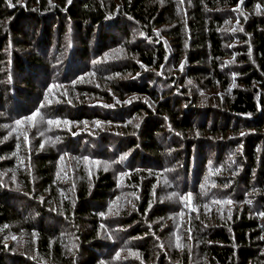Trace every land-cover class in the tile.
<instances>
[{"label":"trees","instance_id":"1","mask_svg":"<svg viewBox=\"0 0 264 264\" xmlns=\"http://www.w3.org/2000/svg\"><path fill=\"white\" fill-rule=\"evenodd\" d=\"M0 118L36 138L0 128V264H264V0H0Z\"/></svg>","mask_w":264,"mask_h":264},{"label":"rangeland","instance_id":"2","mask_svg":"<svg viewBox=\"0 0 264 264\" xmlns=\"http://www.w3.org/2000/svg\"><path fill=\"white\" fill-rule=\"evenodd\" d=\"M19 1V3L20 4H22V5H24V3L27 1V0H23V2H22V0H18ZM53 1H51V3H52ZM237 10V12L235 13V14H233V16H234V18H236V17H240V15H242V16H246L245 14H246V12H245V10L243 9V8H239V9H236ZM239 22H240V20H236V21H229V23H228V25L227 26H225V32L227 33V35L229 36V37H234V36H237V34H239L240 32H242V27L241 26H239ZM70 35V34H69ZM161 35H163V34H161ZM163 38V40L166 42V44L168 43V39H167V37H165V36H163L162 37ZM67 40V39H66ZM65 40V41H66ZM64 41V42H65ZM235 42L237 43V44H242V42L238 39V40H235ZM235 44V43H234ZM170 45V44H169ZM50 54L52 55L53 54V52H50ZM126 54V51H118L117 49H113V50H110V51H108L105 55H103V58H104V60H108V59H111V60H119L121 57H123V55H125ZM53 56V55H52ZM97 59L98 58H96V59H93L92 61H91V63H94V62H96L97 61ZM110 60V61H111ZM93 80H87V79H80V81H79V83H84L83 85L85 86L86 84H88V83H90V82H92ZM194 85H195V90H197L199 93H201V92H203V91H205V90H208V88H202V89H200L199 87V85L197 84V82H195L194 83ZM37 88H39L40 90H41V88H42V86L41 85H39V84H37ZM60 89L61 88H58V86L57 85H53V84H50L48 87H46V88H44L43 89V95H45V98H44V100L43 101H41V103L40 104H38V106L39 107H41V106H44V105H46V104H50V103H57L58 102V99L55 97V95L57 96L58 94H59V91H60ZM57 90H58V92H57ZM203 90V91H202ZM208 96H213V93L212 92H209L208 91ZM58 97V96H57ZM214 97V96H213ZM128 100H130L131 101V98H129ZM135 100H137V98H135ZM130 101H128V102H130ZM133 102V101H132ZM100 106H104V107H109L110 106V104H107V103H103L101 100H98V102H97ZM131 103V102H130ZM117 104H120V103H117ZM212 105H216V106H218V105H220L219 103H215L213 100H212V103H211ZM41 112H42V109L40 108L38 111H37V113H39V116L42 118V116H44L45 114H47V113H43V115L41 116ZM36 113V114H37ZM44 119L42 118V121H43ZM2 121H4V120H1V118H0V128H1V126L4 128V129H6V131H7V133L8 134H12V133H15L16 135H14L15 136V138H17V137H20L21 139H28L29 140V142L31 143V144H33L34 143V140L36 139V138H33L32 136H30V138H28V135H31V132L33 131L32 130V128H31V125H28V121H20V123L18 124V123H16L14 126H12L8 121H6V122H3L2 123ZM48 121V120H47ZM34 122H36V123H38L37 121H35L34 120ZM48 125V128L49 129H47V134H48V136L51 134V131H53L54 129H58V128H63L64 129V127L67 125L65 122H63V121H56V123H52V125H50V124H47ZM100 125V123H98V126ZM16 129H18L17 131H16ZM67 129H68V127H67ZM21 132H22V134H21ZM40 134H42V131H40L39 132ZM28 134V135H27ZM9 136V135H8ZM62 138V137H61ZM47 141L49 142V143H54V142H56L57 140H53L51 137H49L48 139H47ZM113 143V145H114V142H112ZM111 144V143H110ZM166 144H168V141L166 142ZM33 147V146H32ZM82 149H86V150H88V151H90V152H92V151H94V145H92V144H90V143H83V146L81 147ZM107 148H109V150L110 151H115V152H117L116 150H114V148L113 147H111L110 148V146L109 147H107ZM127 154H130V153H127ZM122 161L124 160L123 158L121 159ZM65 161H67V160H65ZM96 168H107V169H110V168H113L114 170H115V167H117L116 165H115V161L114 160H109V161H99V160H97V162L95 163V165H94ZM119 169V168H118ZM116 171V170H115ZM115 177H116V179L119 181V183H122L124 180H125V178H126V175L124 174V173H122L121 171H120V169H119V171H117V173L115 174ZM9 181H11V180H9ZM15 182H16V180H15ZM14 183V182H13ZM178 183H179V185L181 186V185H183L184 184V182H182L181 181V179L180 180H178ZM189 183V182H188ZM201 190L203 191V192H207V191H211V193H214V194H216V190H220V188L218 187V185L215 187V185L212 183V182H210V179H209V174L208 173H206V174H204L203 176H202V178H201ZM36 192V191H35ZM130 196H131V194H129ZM233 197H234V194L232 193L231 194ZM236 196V195H235ZM187 198H188V196H187ZM169 199L170 200H173L172 199V197H169ZM212 198L211 197H209V198H207V199H204V200H206L207 202L208 201H210ZM171 204L173 203V202H170ZM180 204H181V201H180ZM225 205V207L226 208H228L229 210H237V207H236V202H234V201H231L230 203L227 201L226 203H224ZM228 205V206H227ZM237 206H239V205H237ZM215 207L216 208H218L217 207V204H216V201H215ZM220 208V207H219ZM223 208V207H222ZM221 208V209H222ZM192 209V208H191ZM170 219L169 220H171L172 221V224H173V227L174 226H176L177 225V221L176 220H173L172 219V217H169ZM179 222H182V221H179ZM160 224H162V222H159ZM169 222H167L166 224H168ZM182 223H184V222H182ZM165 226V225H164ZM67 231H69V232H71V234L73 235V236H75V239H76V233L75 232H72V229H71V231L69 230V229H66V230H64L63 232L64 233H67ZM106 231H108V229H106ZM109 232V231H108ZM24 234V233H23ZM110 234V233H109ZM31 234H24L23 236H21V235H15V236H13V237H11V239H10V242L8 243V246H10L13 250H15V252H17V253H21V254H24V252H27V251H29V252H32V243H31V247H30V249H28V247H26L27 246V244L28 243H30V238L28 239L27 238V236H30ZM104 236H106V235H103V239H105V237ZM116 236H119V237H121V238H119V240L117 241V238H115V240H116V242H118V243H122V246L123 247H125V245H127L128 244V239H127V236H120V235H116ZM74 238V237H73ZM180 238V237H179ZM182 238L184 239V236L182 235ZM188 238V237H187ZM185 240V239H184ZM188 240H191V235L189 234V238H188ZM119 241H121V242H119ZM27 243V244H26ZM24 244H26V245H24ZM162 245V244H161ZM194 247H195V244H194ZM162 249V253H160V254H158V257L159 256H161V255H163L164 253H165V250H164V248H165V245L163 246L162 245V247H161ZM166 249V248H165ZM112 251H113V254L111 255V257L112 258H110L109 256H110V254L109 253H112ZM114 252H115V255H114ZM107 256H108V258H110V259H106L105 261H103V263H100V264H114V263H117V264H128L127 262H128V260H129V258L130 257H132V259L131 260H133V259H135V258H139V256L140 255H137L135 252H133V251H125V250H123V248L121 247L120 248V251L119 250H115V249H112V250H108L107 251Z\"/></svg>","mask_w":264,"mask_h":264},{"label":"snow or ice","instance_id":"3","mask_svg":"<svg viewBox=\"0 0 264 264\" xmlns=\"http://www.w3.org/2000/svg\"><path fill=\"white\" fill-rule=\"evenodd\" d=\"M68 2L69 3H71V0H68ZM35 115H39V113H37V114H35ZM29 119H33V118H29ZM49 123H56V122H54V121H48ZM17 123L19 124L20 123V121H17ZM65 123H67V122H65ZM188 199L190 200L191 199V194H189V196H188ZM218 202V201H217ZM229 203H230V201H229Z\"/></svg>","mask_w":264,"mask_h":264}]
</instances>
